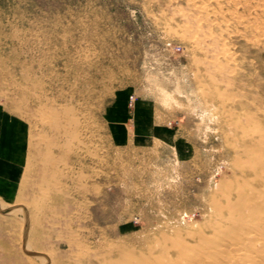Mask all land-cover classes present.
I'll return each mask as SVG.
<instances>
[{
	"label": "rangeland",
	"instance_id": "1",
	"mask_svg": "<svg viewBox=\"0 0 264 264\" xmlns=\"http://www.w3.org/2000/svg\"><path fill=\"white\" fill-rule=\"evenodd\" d=\"M196 5L208 11L0 0V105L28 131L22 188L0 197V264L185 263L215 199L259 192L264 0ZM121 94L136 98L131 115L147 105L165 138L118 144L107 114Z\"/></svg>",
	"mask_w": 264,
	"mask_h": 264
},
{
	"label": "bare ground",
	"instance_id": "2",
	"mask_svg": "<svg viewBox=\"0 0 264 264\" xmlns=\"http://www.w3.org/2000/svg\"><path fill=\"white\" fill-rule=\"evenodd\" d=\"M189 1L193 2L196 9L204 13L208 11L207 6L203 7L202 5H196L197 0ZM232 14L233 13H231V15ZM251 142L257 143L264 154V142L261 139V135H259L258 139H252ZM253 153L254 152L250 155H253ZM257 158H259V154ZM253 169L257 170V179L263 184L259 192L249 194L243 202L238 203H234L229 199L224 202H221L220 199H215L213 202V211L215 215L210 221V227H208L207 232L202 229L203 232L197 233L196 244L193 246L194 249L191 248L193 249L191 252L189 251L190 249H184L182 251V257L185 263L183 262L180 264H264L263 251H257L255 248L253 249L254 246H264V162L258 164L253 163ZM231 187H233V185ZM231 195L232 194L223 193L221 194V198H228ZM234 212L237 213V217L235 218L231 216ZM192 236L195 238L194 235ZM168 237H170V235ZM177 240H175V242ZM180 252L181 251H179L177 256L180 255Z\"/></svg>",
	"mask_w": 264,
	"mask_h": 264
},
{
	"label": "crops",
	"instance_id": "3",
	"mask_svg": "<svg viewBox=\"0 0 264 264\" xmlns=\"http://www.w3.org/2000/svg\"><path fill=\"white\" fill-rule=\"evenodd\" d=\"M128 99L125 94H121L118 103L108 110L107 119L114 140L126 146L165 138L168 133L158 125L149 107L141 103L131 115L126 106ZM27 134L26 122L22 118L18 120L13 117L9 110L0 105V197L9 201L22 188L25 178L28 162Z\"/></svg>",
	"mask_w": 264,
	"mask_h": 264
},
{
	"label": "built area",
	"instance_id": "4",
	"mask_svg": "<svg viewBox=\"0 0 264 264\" xmlns=\"http://www.w3.org/2000/svg\"><path fill=\"white\" fill-rule=\"evenodd\" d=\"M135 100H136L135 96H131V97H130V101H129V103H130V106H131V107H133Z\"/></svg>",
	"mask_w": 264,
	"mask_h": 264
}]
</instances>
